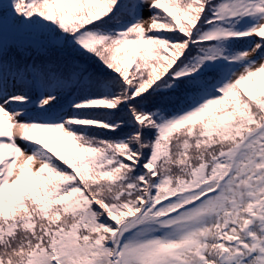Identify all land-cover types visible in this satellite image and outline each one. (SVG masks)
<instances>
[{
	"label": "snow or ice",
	"instance_id": "1",
	"mask_svg": "<svg viewBox=\"0 0 264 264\" xmlns=\"http://www.w3.org/2000/svg\"><path fill=\"white\" fill-rule=\"evenodd\" d=\"M0 264H264V0H0Z\"/></svg>",
	"mask_w": 264,
	"mask_h": 264
},
{
	"label": "rangeland",
	"instance_id": "2",
	"mask_svg": "<svg viewBox=\"0 0 264 264\" xmlns=\"http://www.w3.org/2000/svg\"><path fill=\"white\" fill-rule=\"evenodd\" d=\"M145 15H147V13H145Z\"/></svg>",
	"mask_w": 264,
	"mask_h": 264
}]
</instances>
